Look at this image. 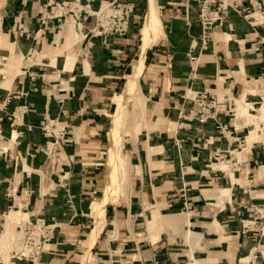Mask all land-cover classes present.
<instances>
[{
	"label": "crops",
	"instance_id": "crops-1",
	"mask_svg": "<svg viewBox=\"0 0 264 264\" xmlns=\"http://www.w3.org/2000/svg\"><path fill=\"white\" fill-rule=\"evenodd\" d=\"M47 1L0 0V229L25 190L21 211L55 228L33 262L0 256V264H264V234L246 210L264 196V123L248 147L251 126L236 109L234 118L218 115L222 135L212 121L178 117L188 92L226 93L244 98L248 111L260 107L253 91L264 89V0H229L237 11L221 13L205 49L199 0H120L133 7L125 35L94 39L90 48V16L82 12L77 24L58 18ZM80 1L89 13L112 0ZM149 10L159 29L138 78L134 112L144 119L119 158L123 194L103 204L96 192L107 172L108 123L143 48ZM44 118L56 119L70 141L52 156L38 130Z\"/></svg>",
	"mask_w": 264,
	"mask_h": 264
},
{
	"label": "built area",
	"instance_id": "built-area-1",
	"mask_svg": "<svg viewBox=\"0 0 264 264\" xmlns=\"http://www.w3.org/2000/svg\"><path fill=\"white\" fill-rule=\"evenodd\" d=\"M197 21L200 27L199 46L205 49L211 42L213 32L223 20L221 13L226 8L237 11V4L229 0H199ZM48 6H54L53 15L59 17L68 16L73 23H79L80 14L88 15L91 18V26L86 28L84 34L85 45L90 48L94 39H100L102 43L111 37H122L125 35L132 16V5L120 0H112L99 7L95 11L86 12L88 1L82 3L80 0H48ZM58 11V12H57ZM193 58H189L192 60ZM182 105L178 111V117L184 121H194L203 124L207 121L215 123V128L219 135L226 129L225 124L218 120V115L227 113L234 118V107L232 97L223 93L219 98L205 91L188 92L187 95L180 97ZM187 102L189 103L187 105ZM186 103V104H185ZM185 105L187 107H185ZM21 110H25L22 107ZM38 130L47 139L44 150L52 156L54 151L62 144L69 143L65 137V129L61 127L56 119L44 118L38 124ZM29 191H23L19 199L20 208L27 204ZM184 209L189 208V202L182 192L179 194ZM247 212L251 215V225H258L259 234H264V196L260 203L248 204ZM248 225V224H247ZM18 246L16 249H10L12 258L34 261L38 258L47 245V242L53 236L55 228L54 222H45L41 217L29 218L19 223L17 226Z\"/></svg>",
	"mask_w": 264,
	"mask_h": 264
},
{
	"label": "bare ground",
	"instance_id": "bare-ground-1",
	"mask_svg": "<svg viewBox=\"0 0 264 264\" xmlns=\"http://www.w3.org/2000/svg\"><path fill=\"white\" fill-rule=\"evenodd\" d=\"M151 3H152V1H151ZM151 3H150V9L152 6ZM149 13L150 14H148L147 18L145 17L146 20L143 23V33H144L143 48L141 49V51L139 53L138 60L136 62H134V64L132 65V73L127 77L126 83H125L122 91L115 98V106L116 107L114 109L113 114L110 117V120L108 123V129L111 128V126H113L115 124V121L118 118V115L120 114V112H122L123 110H126V109L133 110L135 108L136 99L138 97V78H139V75H140V73L142 71V67H143L144 51L148 47V43L150 41L149 38H150L151 34L154 33V31L156 29H159V24H158L156 16L154 15V12L152 10L150 12V10H149ZM263 16H264V14H263ZM71 60L72 59L69 56H66L67 62L68 61L71 62ZM253 92L256 93L257 95H259L261 98V105L258 109H256L257 112H255V115L249 113L248 109H250L251 106L249 104L245 103L243 101L244 99H241L240 101H236V103H235L236 104V115H237V117L238 118H244L247 121V123L250 121L248 125L251 126V129L249 130V133L246 136V140L248 142V144H247L248 147L250 146V144L254 141V139L256 137L259 123H264V89H260V90L253 91ZM110 145H112V143H110ZM224 168L226 169V167H224ZM107 180L105 178L106 182H107ZM106 191L107 190L105 189L104 196H107V194H108V193H106ZM101 194H102V192H99V191L96 192V197L98 198L99 196H101ZM219 195H222V196L228 195V190H222L221 192H219ZM20 206L21 205H19L18 210H21ZM20 219H21V221H25L26 219H28V215L22 211H15V212H10V213L6 214V216H5V220H6L5 228L6 229L4 228L3 233H0V256L2 254V250L5 247V244H7V242H6L7 239L12 235L11 226L14 225V223L19 221ZM23 219H25V220H23ZM171 219L172 220H170V218H169V220H167L166 224L173 225L174 222H176L175 220H173V218H171ZM99 224H100L99 219H97L96 227H98ZM93 231H95V230H93Z\"/></svg>",
	"mask_w": 264,
	"mask_h": 264
},
{
	"label": "rangeland",
	"instance_id": "rangeland-1",
	"mask_svg": "<svg viewBox=\"0 0 264 264\" xmlns=\"http://www.w3.org/2000/svg\"><path fill=\"white\" fill-rule=\"evenodd\" d=\"M156 31H157V29L154 32H156ZM68 62H70V61H68ZM0 73H3V69L2 68H0ZM120 91H121V89H120ZM120 91H118L117 94H119ZM240 99H232L234 109H236V104H235L236 101L240 100ZM141 100H142V98H141V96L138 93V97L136 99V102H137L136 103V107H137L138 103H141ZM243 101L245 102V100H243ZM143 106H144V104H143ZM136 107H135V109H136ZM254 109H256V108H254ZM139 112L140 111H135L134 112V109L133 110H128V109L123 110L118 115V118L116 119L115 124L113 126H111V128L107 129L106 135H107V142L108 143H106L107 146H105V151H104V157L107 160L106 161L107 162V166H106L107 167V172H106V174H104V176L100 177V179H101L100 183L102 185H104L103 186L104 189L102 188L103 191H102L101 196H99L98 198L96 197L98 201H103L102 202L103 204H104V202H108V201L109 202H113L114 199L118 200L120 198V196L123 194V192L122 193L120 192V185L123 184V182H125L124 185H126V181H125V179H122L121 175L119 176V169H120L119 158H120V155L124 159L126 157L125 156L126 155L125 151H126V147H127V140L129 139V134L130 135L132 133L134 134L140 129V125H141L144 117H142L141 114H139ZM249 112L251 114L255 115V112H257V111L256 110L255 111L251 110ZM233 113H234V116H235V110H234ZM132 116H134V122H133ZM135 116H136V119H135ZM236 118L237 119H243L244 121H246L244 118H238V117H236ZM131 122H133L132 127H130ZM249 122L247 123V121H246L247 124H249ZM247 135H248V133L245 135L244 143H245V141L247 142V140H246V136ZM255 139H256V137H255ZM110 143H112V145H110ZM247 144H248V142H247ZM244 149L246 150L245 145H244ZM236 156L239 159V154L238 153H236ZM104 157L101 160V162H102L101 165L105 164V162H103L104 161ZM226 165L225 164H220L219 166L222 169H225L224 167L228 168V166H226ZM102 166L104 167V165H102ZM103 172H104V170H103ZM105 178H106V180L108 179L107 182L105 181ZM231 178H232V176H231ZM232 180H233V178H232ZM126 188H125V191H126ZM105 189L107 190L106 193H108L107 196H104ZM110 189H111V192H110ZM107 197H108V199L106 201ZM96 209H97V207H96ZM10 210H8L9 213L10 212H15L17 209H13V210L10 209ZM19 211H21V210H19ZM171 214H174V213H171ZM181 214H184V213H181ZM147 215L148 214H146V216ZM3 220L5 222L4 225H3ZM23 220H25V219H23ZM19 222L20 223L22 222L21 219L19 221H17L16 223H14V225L11 226L12 235L7 239V241H6L7 244H5V247L2 250V254H1V257L4 258L3 261H7L8 260V258L10 256L9 250L10 249H16L17 246H18V240H17V235H16V231H17L16 226L19 224ZM5 225H6L5 217L2 216V226L3 227L1 226L0 233H3ZM147 228H149V227H147ZM192 262H193V260L190 261V263H192Z\"/></svg>",
	"mask_w": 264,
	"mask_h": 264
}]
</instances>
